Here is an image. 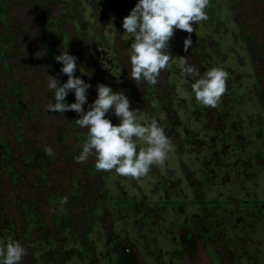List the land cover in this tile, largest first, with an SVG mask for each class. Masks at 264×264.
I'll use <instances>...</instances> for the list:
<instances>
[{
    "label": "rangeland",
    "instance_id": "rangeland-1",
    "mask_svg": "<svg viewBox=\"0 0 264 264\" xmlns=\"http://www.w3.org/2000/svg\"><path fill=\"white\" fill-rule=\"evenodd\" d=\"M135 2L0 0V238L26 248L21 264H120L126 245L138 264H264V239L252 232L258 216H237L238 200L264 194V0H209L191 47L184 51L188 33L172 37L171 67L155 86L130 77L133 38L121 25ZM65 51L92 84L89 101L97 83L108 84L126 90L138 115L157 120L171 140L163 165L134 179L97 171L94 155L76 162L88 129L74 112L47 109V74H59L54 57ZM182 57L201 76L214 67L228 73L216 107L196 101ZM128 195L132 222L105 204ZM252 246L257 255L244 261L239 247Z\"/></svg>",
    "mask_w": 264,
    "mask_h": 264
},
{
    "label": "clouds",
    "instance_id": "clouds-1",
    "mask_svg": "<svg viewBox=\"0 0 264 264\" xmlns=\"http://www.w3.org/2000/svg\"><path fill=\"white\" fill-rule=\"evenodd\" d=\"M209 0H136L128 15L123 18V36L133 38L129 60L132 81L145 82L150 86L158 83L162 70L171 67L173 59L169 49L176 31L189 35L183 41L184 51L192 44L194 26L208 19L205 11ZM60 64L57 76L47 74V88L54 93V103L47 109L55 113L74 112L75 123L87 128L82 150L75 158L83 163L95 156L97 171H110L123 177L139 179L146 176L153 165H163L171 151V140L157 120L150 122L138 115L126 90L114 91L111 85L97 83L96 97L89 101L90 82L76 75L78 57L69 51L54 57ZM183 74L194 79L191 84L196 101L206 107H216L226 91L228 73L219 67L207 70L202 76L197 68L179 59ZM59 76H66L65 82ZM74 96L69 103L67 97ZM115 118L118 123H113ZM54 155L52 147L44 149ZM63 197L61 203H67ZM27 250L11 237L0 238V264H21Z\"/></svg>",
    "mask_w": 264,
    "mask_h": 264
},
{
    "label": "trees",
    "instance_id": "trees-1",
    "mask_svg": "<svg viewBox=\"0 0 264 264\" xmlns=\"http://www.w3.org/2000/svg\"><path fill=\"white\" fill-rule=\"evenodd\" d=\"M256 111V110H255ZM262 124L264 125V120H262ZM108 189V196H110L112 193L114 192L112 191L113 188H111V184H108L107 187ZM112 189V190H111ZM128 198L130 201H125L122 199H117V200H109L107 199V201H105L106 205H109V207L111 209H113L114 211H117V213H121L124 210H126L128 213V222H132L134 220V217L132 216L131 212H133V206L135 205L134 201H132V199L134 198L133 195H128ZM134 200V199H133ZM132 201V202H131ZM206 204L209 205V207H212V201L210 199V201H205ZM239 204H238V210H237V216H240V212L241 211H246L248 213H252L254 214V216H258L259 218V222H257V227H258V234L257 232L254 230L252 232L256 233V235H254L255 241L259 242L261 241V239H264V194L259 197H247L244 199H240L238 200ZM170 203H172L174 206L176 205H180L182 204V201H179V199L175 200V201H170ZM217 205H219L221 208L224 206H226L228 204V201L224 198L217 200L216 202ZM224 218H228V215H224ZM256 225V224H255ZM256 229V228H254ZM233 238L236 236L238 238H241L243 235L239 234L238 231H235L232 235ZM256 236V237H255ZM186 240H188L190 246L192 244V234L189 233L186 235ZM118 242H116L115 245H117ZM114 250L116 249L115 247H112ZM192 248V247H191ZM241 247H239V255L244 259V261H248L251 258H254V256L257 255V247L256 246H252V250H241ZM120 253V264H138V260H137V255L135 253V250L130 247V246H124L121 250ZM248 263V262H247Z\"/></svg>",
    "mask_w": 264,
    "mask_h": 264
}]
</instances>
